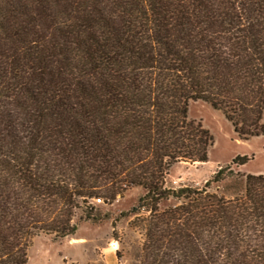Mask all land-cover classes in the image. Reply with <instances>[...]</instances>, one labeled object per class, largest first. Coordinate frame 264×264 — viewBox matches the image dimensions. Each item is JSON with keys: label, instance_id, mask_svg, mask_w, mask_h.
Masks as SVG:
<instances>
[{"label": "trees", "instance_id": "trees-1", "mask_svg": "<svg viewBox=\"0 0 264 264\" xmlns=\"http://www.w3.org/2000/svg\"><path fill=\"white\" fill-rule=\"evenodd\" d=\"M196 101L264 136V0H0V264L134 187L136 264H264L263 175L165 187L175 164L209 161Z\"/></svg>", "mask_w": 264, "mask_h": 264}, {"label": "rangeland", "instance_id": "rangeland-1", "mask_svg": "<svg viewBox=\"0 0 264 264\" xmlns=\"http://www.w3.org/2000/svg\"><path fill=\"white\" fill-rule=\"evenodd\" d=\"M188 117L200 123L213 137L209 161L175 164L165 177L167 189H202L226 167L235 175L264 176L263 135L248 140L241 138L224 114L204 101L191 102ZM237 158H246L247 163L234 164ZM220 189L228 198L238 190L233 179L221 183ZM210 191L216 192V186L212 185ZM144 193L143 188L134 187L113 202L105 198L100 203L94 200L92 203L99 208L96 213L99 220H88L82 210L77 211L76 234L58 241L46 235L35 238L28 248V264H136V256L145 242V231L137 217H122V214L130 211ZM175 203L171 200L161 208ZM142 215L149 216L146 212Z\"/></svg>", "mask_w": 264, "mask_h": 264}, {"label": "built area", "instance_id": "built-area-1", "mask_svg": "<svg viewBox=\"0 0 264 264\" xmlns=\"http://www.w3.org/2000/svg\"><path fill=\"white\" fill-rule=\"evenodd\" d=\"M96 201H97L98 203L102 202V200H101V199H97Z\"/></svg>", "mask_w": 264, "mask_h": 264}]
</instances>
